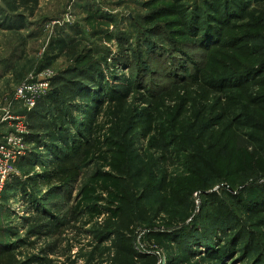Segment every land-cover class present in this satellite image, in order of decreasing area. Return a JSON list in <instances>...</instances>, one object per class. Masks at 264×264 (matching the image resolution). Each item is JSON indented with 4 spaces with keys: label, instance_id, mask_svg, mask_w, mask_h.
Instances as JSON below:
<instances>
[{
    "label": "rangeland",
    "instance_id": "rangeland-1",
    "mask_svg": "<svg viewBox=\"0 0 264 264\" xmlns=\"http://www.w3.org/2000/svg\"><path fill=\"white\" fill-rule=\"evenodd\" d=\"M6 1L0 0L4 10ZM211 1L39 0L37 7L6 11L18 23L0 28V104L23 81L43 74L49 87L36 106L71 137L70 163L62 166L31 144L18 164L15 181L28 198L6 191L1 260L90 264L100 255L94 226L77 209L81 188L98 168L80 156L90 123L73 108L86 105L54 88L60 76L78 69V84L100 96L99 103L107 98L104 87L137 82L126 105L128 141L113 160L129 172L151 216L125 243L156 264H264V204L244 205L247 190H264V0H244L248 14H228L221 23L206 17ZM58 37L81 43L79 55L48 65ZM15 111L30 121L31 111L19 104ZM96 121L100 128L112 122L103 112ZM55 170L58 177L43 179ZM32 217L51 228L32 233ZM159 232L172 236V244L150 238Z\"/></svg>",
    "mask_w": 264,
    "mask_h": 264
},
{
    "label": "trees",
    "instance_id": "trees-1",
    "mask_svg": "<svg viewBox=\"0 0 264 264\" xmlns=\"http://www.w3.org/2000/svg\"><path fill=\"white\" fill-rule=\"evenodd\" d=\"M4 3L6 4V10L0 6V28L3 29L5 27H15V23H18V21L12 22L11 19L9 22L6 11H14L21 6L29 9L34 8L37 7L39 0H8ZM246 5L244 0H212L206 7L208 8L206 17L210 21L215 20L218 23H221L226 15L232 13L243 17L244 13V15L248 14V6ZM31 10L34 11V9ZM79 45L81 43L70 41L64 37L55 38L51 41L50 47L58 53L51 56L52 60L48 61V65L60 56L78 57ZM69 75L71 77L60 76L58 81L55 80L58 85L55 86L54 84V88L56 93L59 96L62 95L63 98L66 95L72 99L80 97L82 102L85 103V109L78 104L73 108L76 112L83 113L90 123L88 128V133L91 134L90 141L87 147L82 150L80 156L84 157L85 160H93L98 164V168L90 175L86 185L81 188L80 200L77 204L79 213L88 217L86 223L94 226L92 233L96 245L93 248L100 251L98 258H95V256L90 258V264H156L157 260L154 256H142L130 244L125 243L128 237H133L139 222L149 221L151 209L137 198L129 172L124 168L121 170L113 160L118 150L123 148V141L124 145L128 141L126 126L130 122V113L129 110H126V105L133 93L134 84L137 82L134 83L130 79H124L123 83L117 84V86L104 87V96L107 98L99 103L98 98L100 96L97 97L96 94L89 93L85 87L78 84L77 81L80 77H83L78 69L70 72ZM59 103L64 105L62 107L67 104L64 100H59ZM38 105L30 110L28 140L30 143L35 144L32 149L39 151L40 148H45L50 155H54L57 158L56 160L64 166L70 163V158H68L65 151L71 137L69 130L60 125L61 123L49 118L45 110L43 108L39 109ZM61 112L68 119L69 109L62 108ZM101 112L112 121L109 126H104V128H100L96 121V117ZM66 125H68L67 122ZM62 169V173L67 172L64 168ZM56 177H58V172L55 170L47 175L45 174L43 179L52 180ZM9 187H12L15 191H24V198H28L27 190L21 182L14 179L7 185L4 199ZM254 189L247 190L250 197L247 196L244 205H248L251 201H261V204H264V190L256 188L257 191L254 192ZM254 196L258 200L253 199ZM216 203L219 204L220 202ZM216 210L223 217L227 216V213L221 208L217 207ZM37 218L32 217L27 220L30 225L36 224L32 226V233H40L42 229L51 228L52 224L40 225V223H36ZM57 227L58 225L55 226V228ZM150 238L160 245H168L172 240V236L160 232L151 233ZM108 240L111 244L105 245ZM213 257L216 258L217 254H214ZM1 258L3 257L0 256V264H11L5 259L1 260Z\"/></svg>",
    "mask_w": 264,
    "mask_h": 264
},
{
    "label": "built area",
    "instance_id": "built-area-1",
    "mask_svg": "<svg viewBox=\"0 0 264 264\" xmlns=\"http://www.w3.org/2000/svg\"><path fill=\"white\" fill-rule=\"evenodd\" d=\"M49 81L43 74L23 81L15 90L13 99L0 104V223L4 210V192L7 185L18 176V164L27 156L30 145V126L26 116L16 113L20 105L30 111L47 91Z\"/></svg>",
    "mask_w": 264,
    "mask_h": 264
},
{
    "label": "water",
    "instance_id": "water-1",
    "mask_svg": "<svg viewBox=\"0 0 264 264\" xmlns=\"http://www.w3.org/2000/svg\"><path fill=\"white\" fill-rule=\"evenodd\" d=\"M4 8H5V6H4Z\"/></svg>",
    "mask_w": 264,
    "mask_h": 264
}]
</instances>
